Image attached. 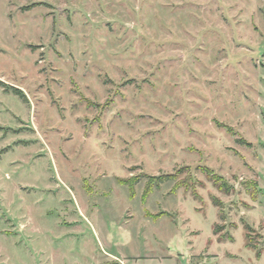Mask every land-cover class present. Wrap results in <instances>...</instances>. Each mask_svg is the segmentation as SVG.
<instances>
[{"label":"rangeland","instance_id":"1","mask_svg":"<svg viewBox=\"0 0 264 264\" xmlns=\"http://www.w3.org/2000/svg\"><path fill=\"white\" fill-rule=\"evenodd\" d=\"M0 264H264V0H0Z\"/></svg>","mask_w":264,"mask_h":264},{"label":"trees","instance_id":"2","mask_svg":"<svg viewBox=\"0 0 264 264\" xmlns=\"http://www.w3.org/2000/svg\"><path fill=\"white\" fill-rule=\"evenodd\" d=\"M15 91H16L17 94H19V95L21 94L19 90L16 89ZM173 178H175V175L174 174H167V175H164L162 177H158L157 178L158 179V182L156 183V185H160L162 182L166 181V179L170 180V179H173ZM134 181L137 182V178ZM226 184L227 183H224V185H226ZM151 189L152 188L149 186L148 189H147V191H146V193H148V191L150 192ZM157 216H159V215H157ZM247 227L249 228V226H247ZM215 229H216V232L218 233L219 231H218L217 227ZM247 236L249 237L248 234H247ZM248 246L253 247V245L250 243V241L248 243ZM261 255H262V252L261 251H258L257 252V256L260 257Z\"/></svg>","mask_w":264,"mask_h":264}]
</instances>
